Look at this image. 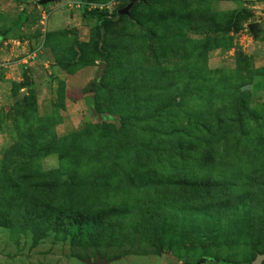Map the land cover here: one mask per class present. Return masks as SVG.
I'll return each mask as SVG.
<instances>
[{"label": "rangeland", "instance_id": "374dc122", "mask_svg": "<svg viewBox=\"0 0 264 264\" xmlns=\"http://www.w3.org/2000/svg\"><path fill=\"white\" fill-rule=\"evenodd\" d=\"M0 170L59 198L48 227L0 219V264H251L228 222L161 236L132 224L166 176L264 173V0H0ZM3 191L10 209L31 203ZM119 206L123 222L76 228Z\"/></svg>", "mask_w": 264, "mask_h": 264}, {"label": "trees", "instance_id": "16d2710c", "mask_svg": "<svg viewBox=\"0 0 264 264\" xmlns=\"http://www.w3.org/2000/svg\"><path fill=\"white\" fill-rule=\"evenodd\" d=\"M82 12L85 13L83 7ZM123 16L125 15L118 14V11L112 14V17L116 19ZM91 99L88 100L89 107L95 109ZM95 111L98 112L96 109ZM203 159L200 158L198 162L201 164ZM199 178L200 175L195 172L189 175L166 176L159 183H152L156 185L157 189L155 190L159 192L157 200H155L158 203L141 207L137 211L132 225L146 228L149 231L146 233L153 236L157 234L161 236L179 223L182 224L180 227L194 228L197 216H201L205 224L217 226L228 222V225L236 228L239 238L242 237L250 244L254 258L257 254L264 253V173L248 175L242 182H238L244 183L242 185L236 184L237 177H230L231 180L224 178L221 183H213L207 179ZM19 184H25L28 195H25L20 188L19 191L17 190ZM57 187L55 183L33 184L31 177L26 176L15 179L7 170H0V190L6 188L8 191H3L5 193L17 190L18 198L25 196L27 198L28 196L31 199L30 204L15 203L12 205V209H10L9 201H0V219L8 224V222H16V219L20 222L24 215L25 220L32 219L31 221L39 222L41 226L48 227L52 221L58 223L59 219L54 216L57 211L56 204L59 201L58 197L55 198ZM165 190L174 191L171 198L168 197L169 194H166ZM164 194L168 195H165L167 200L162 197ZM2 196L6 195L2 194ZM37 197L41 199L39 204ZM63 206L66 208L64 211L73 210L71 205L67 206L62 202V208ZM173 206L177 207L182 215L187 212L191 214V217L188 218L185 214V217L181 218L176 211H173L175 209ZM170 210H172V217L165 218L163 213ZM126 211L127 209L119 206L102 211H92L84 216L80 213L81 217L77 220L76 228L92 234V230L97 229V226H105V222L108 224L123 222V214H126ZM14 212L20 214L19 217L14 215ZM111 235L114 234L111 233Z\"/></svg>", "mask_w": 264, "mask_h": 264}, {"label": "water", "instance_id": "95a60500", "mask_svg": "<svg viewBox=\"0 0 264 264\" xmlns=\"http://www.w3.org/2000/svg\"><path fill=\"white\" fill-rule=\"evenodd\" d=\"M56 1H59V0H38V3L39 4H46L48 2H56ZM131 6H132V2H129L124 8L118 10V14L127 15L129 8ZM249 28L255 32L256 31V23H251L249 25ZM104 68H105V64L103 62H101L100 66H99V70L96 72V75H95L94 79L90 82V84L93 82H97L101 78V76L104 72ZM89 111H90V114L92 116L97 117L99 120L103 119V116L100 113L96 112L93 107H89ZM204 261H205V259H200L195 264H201ZM263 261H264V253L257 254L256 257L252 260L251 264H264ZM106 262H107L106 259L104 257L99 256V255L96 256L95 262L85 260L86 264H105ZM183 264H191V263L184 262Z\"/></svg>", "mask_w": 264, "mask_h": 264}]
</instances>
